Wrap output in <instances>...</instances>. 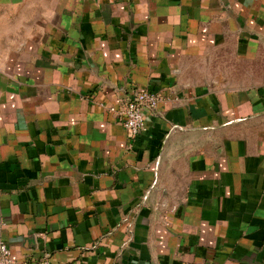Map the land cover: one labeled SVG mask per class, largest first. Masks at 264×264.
Returning a JSON list of instances; mask_svg holds the SVG:
<instances>
[{
	"label": "crops",
	"instance_id": "obj_1",
	"mask_svg": "<svg viewBox=\"0 0 264 264\" xmlns=\"http://www.w3.org/2000/svg\"><path fill=\"white\" fill-rule=\"evenodd\" d=\"M166 98L128 138L109 112ZM0 237L19 261L264 264V0H0Z\"/></svg>",
	"mask_w": 264,
	"mask_h": 264
},
{
	"label": "built area",
	"instance_id": "obj_2",
	"mask_svg": "<svg viewBox=\"0 0 264 264\" xmlns=\"http://www.w3.org/2000/svg\"><path fill=\"white\" fill-rule=\"evenodd\" d=\"M166 98L161 93L148 90L135 91L133 96L125 99L117 108L110 107L109 112L116 115L129 139L135 140L146 132V117L154 112ZM0 264H52L49 257L36 261H19L11 253L8 244L0 237Z\"/></svg>",
	"mask_w": 264,
	"mask_h": 264
}]
</instances>
